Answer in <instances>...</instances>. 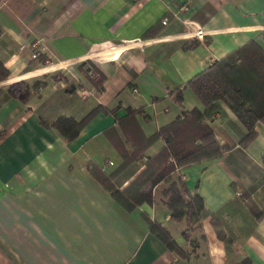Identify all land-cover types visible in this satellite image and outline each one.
Returning <instances> with one entry per match:
<instances>
[{
  "label": "crops",
  "instance_id": "obj_1",
  "mask_svg": "<svg viewBox=\"0 0 264 264\" xmlns=\"http://www.w3.org/2000/svg\"><path fill=\"white\" fill-rule=\"evenodd\" d=\"M192 39L199 44L183 49ZM250 39L264 49V0H0V61L8 72L0 77V264H264V218L256 220L264 207V124L241 147L245 128L224 102L206 121L230 148L174 173L185 175L204 206L189 258L168 250L143 216L191 248L181 235L185 220L169 218L163 185L152 202L128 212L97 178L122 163L117 145L131 151L116 122L127 107H143L123 125L144 136L183 109L201 108L183 84ZM36 80L44 83L27 103L7 92ZM96 105L111 111L70 141L40 123L79 120ZM162 145L155 140L145 154ZM90 161L98 170L88 169ZM143 166L142 158L131 162L107 184L123 188Z\"/></svg>",
  "mask_w": 264,
  "mask_h": 264
},
{
  "label": "trees",
  "instance_id": "obj_2",
  "mask_svg": "<svg viewBox=\"0 0 264 264\" xmlns=\"http://www.w3.org/2000/svg\"><path fill=\"white\" fill-rule=\"evenodd\" d=\"M205 41L208 42L206 38ZM198 44V39H192L183 43L182 48L192 49ZM7 74L6 68L0 61V77ZM104 77L103 73H98L95 79L97 90L103 88ZM58 78L61 76L59 75ZM43 83L38 80L32 84L18 81L11 84L7 92L22 103H27L32 90ZM183 87L192 91L202 107L183 109L178 117L160 126L149 136H144L137 128L134 129L135 134L124 129V121H129L136 114L143 113V107H127L125 115L117 118L116 122L123 131L124 140L130 142L131 151L128 153L124 146L113 143L117 145L123 161L114 172L104 174L100 171L97 173V178L109 187L112 198L128 212L133 211L142 202H152L155 186L163 185L160 190L161 200L165 203L171 220H185L186 228L181 235L191 248L188 249L180 244L161 222L150 219L144 213L143 216L148 223V230L168 250L174 251L183 258H189L191 250L196 246V242L191 239L192 230L195 226H199L204 206L201 196L197 192L190 193L185 180L180 175L174 176V173L179 167H187L196 162L218 157L230 148L227 144L219 143L213 129L206 121V118L218 109L219 102L229 106L245 128L238 141L241 147H246L256 137L257 123L264 124V49L255 40L250 39L192 76ZM73 90L71 84L65 88L66 93H71ZM174 99L178 104L182 103V89L175 91ZM110 111L101 105H96L79 120L60 115L50 122L41 119L40 123L46 128L56 129L65 141H70L96 114ZM159 138L162 139L163 145L153 154H145L146 149ZM143 156L146 157L143 168L123 188L114 187L113 183L107 184L114 178L116 172ZM262 160L264 162V154ZM88 169L93 171L98 170V167L90 161ZM262 218H264V207L258 213L256 220Z\"/></svg>",
  "mask_w": 264,
  "mask_h": 264
},
{
  "label": "built area",
  "instance_id": "obj_3",
  "mask_svg": "<svg viewBox=\"0 0 264 264\" xmlns=\"http://www.w3.org/2000/svg\"><path fill=\"white\" fill-rule=\"evenodd\" d=\"M182 8L186 9L187 6H186V5H183ZM162 22L165 23V22H166V19L163 18V19H162ZM187 22H188V21H185V24H187ZM36 47H37V46H36L35 43H33V44L31 45V57H32V58H35V57L37 56V54H38ZM142 159L145 161V160H146V157L143 156ZM109 163L112 164V161H109ZM178 169H179V168H178ZM178 169H177V170H178ZM180 176H181L182 179L185 178V175H183V174H181Z\"/></svg>",
  "mask_w": 264,
  "mask_h": 264
}]
</instances>
